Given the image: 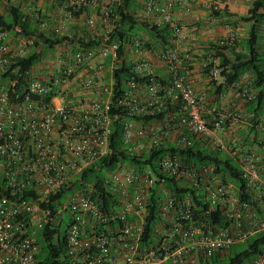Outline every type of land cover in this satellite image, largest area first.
Wrapping results in <instances>:
<instances>
[{
	"label": "built area",
	"instance_id": "obj_1",
	"mask_svg": "<svg viewBox=\"0 0 264 264\" xmlns=\"http://www.w3.org/2000/svg\"><path fill=\"white\" fill-rule=\"evenodd\" d=\"M61 1L72 12L97 3ZM120 1L107 0L105 20ZM176 6L189 11L190 0H145L144 16L156 17L154 25L173 33L176 46L160 53L170 69L168 83L158 78L150 60L141 59L134 64L139 80L133 77L115 97L113 70L121 61L108 35L97 48L55 56L41 76L33 75L35 67L21 80L0 81V264H40L45 227L65 231L72 264H200L264 232V156L227 145L221 121L209 126L202 98L189 81L193 48L173 17ZM88 17V26L95 27V16ZM11 33L0 28V75L31 54L27 50L34 41L28 36L18 38L13 53ZM236 41L230 31L216 45L233 47ZM132 45L140 52L144 41ZM212 64L211 78H222L217 60ZM240 95L247 102L256 98L250 89ZM154 116L159 118L145 121ZM117 123L118 152L141 164L122 160L104 171L99 191L95 181L85 182L84 173L112 154ZM196 144L239 160L252 192L249 201L211 164L197 167L177 151L146 162L164 146L186 150ZM169 179L178 183L175 189L167 185ZM100 194L119 202L105 207ZM152 199L160 220L147 239ZM249 264H264V249Z\"/></svg>",
	"mask_w": 264,
	"mask_h": 264
},
{
	"label": "crops",
	"instance_id": "obj_2",
	"mask_svg": "<svg viewBox=\"0 0 264 264\" xmlns=\"http://www.w3.org/2000/svg\"><path fill=\"white\" fill-rule=\"evenodd\" d=\"M40 1H49L51 7L53 6L50 11L53 26L50 27L51 29L40 32L44 33L46 38L55 39L54 36H56V38L65 37L66 39L51 52H47L45 47L41 46V42L35 41V45L30 46L27 53H77L81 50L83 42L93 39L103 40L113 29L108 30L106 20L101 21L100 18L96 20L93 28L87 24L90 13L94 10L101 12L107 0H96L95 6L83 7L80 12L74 13L66 1ZM254 2L255 0H190V10L176 6L173 17L183 26L184 33L188 37L187 43L192 44L193 55L189 62V81L202 98L203 114L209 126L213 127L216 122L221 121L220 135L226 144H235L240 152L250 150L264 156V110L260 115H256L253 106L240 95L243 89L257 91L252 73L245 72L234 85H224L223 78L213 80L210 74L212 59H216L217 63L220 62V58H216L217 51L214 50V46L227 38L230 31L236 33V44L232 49L222 53L233 59L234 52H248L247 41L252 23L244 21L243 17L249 16ZM132 8L136 15L145 17V0H134ZM260 12L264 13V8ZM155 19L157 18L152 16L147 19V22L154 25ZM259 29L258 53L264 58V21ZM147 33V41H144L140 52H137L132 45L136 39L133 38L131 44L127 45L126 61L134 65L141 59L150 60L158 78L168 83L171 79L170 69L161 59L160 53L176 46L172 30L166 44L153 39L148 30ZM192 39L194 42H191ZM10 45L13 53H18V39L11 37ZM106 62L110 60L107 59ZM181 67L186 68V64H181Z\"/></svg>",
	"mask_w": 264,
	"mask_h": 264
},
{
	"label": "trees",
	"instance_id": "obj_3",
	"mask_svg": "<svg viewBox=\"0 0 264 264\" xmlns=\"http://www.w3.org/2000/svg\"><path fill=\"white\" fill-rule=\"evenodd\" d=\"M133 2L134 0H121L120 5H116L113 10L114 12L110 17L112 20L116 19V22L112 31L108 34L107 42L109 44L118 45L117 53L119 60L121 61V63L113 70L115 97L125 90L126 83L133 77L139 80V75L135 72L134 65L126 61L128 54L126 50L127 45L131 44L133 38H140L139 31L144 28L147 29L153 39L159 40L163 44L168 43V38L171 35V29L168 26L157 27L156 25H150L147 22V18L136 15L132 8ZM262 8H264V0H255L249 16L243 17L244 21L252 23L250 37L247 41V53L234 52L232 53L234 58L230 59L222 52L230 50L232 47L214 46V50L217 51L216 58H220L218 64L223 69L221 77L224 79V85H234L245 72L250 71L252 73L254 77V87L257 91L256 98L248 103L253 106V111L256 115H260L264 110V58L258 53L259 27L264 21V13L260 12ZM9 11L10 14L8 16L0 12V28L6 29L10 32L20 29L23 36H33L36 38V41L41 42V46H44V49L47 52L54 51L58 44L65 41V37L56 38V36H54L55 39L46 38L45 34L40 32L39 29L33 30L30 18L25 16L18 7H11ZM117 19H119L118 22ZM102 42V39H93L88 42H83L81 50L97 48ZM45 54L47 53H31L27 58L18 59L17 62L10 65L8 71L2 75L3 81H14L18 78L19 80L23 79L41 62ZM212 66L213 64H211V67ZM18 67L19 70L15 73L14 70ZM113 112L125 114L124 111L121 112L117 109H113ZM154 118L159 117H148L145 121ZM119 126L118 123L115 124V132L111 139L112 147L114 149L112 154L103 159L97 166L84 173L85 182L95 181L99 191L101 190V181L104 176V171L112 169L122 160L141 164L140 160L118 152ZM228 145H231V143ZM168 151L179 152L197 167L211 164L214 167V173L217 174L223 182L233 184L239 188V195L243 201H249L251 199L252 192L248 189L247 183L242 177L239 160L234 158L229 152L202 147L200 144H196L193 149L186 150L176 149L173 145H168L156 150L146 162L153 163L157 157ZM167 185L175 189L178 186V183L173 179H169ZM98 196L100 202L105 207H108L109 204L115 205L119 202V200L112 198V196L108 194H100ZM157 208L156 199H152L151 210L146 222L147 239L153 237L154 226L160 220ZM214 222L223 224L221 218H216ZM65 235V231L59 230V228L51 230L49 227H45L42 230V249L39 256L41 260L40 264H72L66 256ZM263 249L264 232L252 236L242 244L232 246L229 251L223 254L213 256L208 262L200 260V264H249L263 251Z\"/></svg>",
	"mask_w": 264,
	"mask_h": 264
},
{
	"label": "rangeland",
	"instance_id": "obj_4",
	"mask_svg": "<svg viewBox=\"0 0 264 264\" xmlns=\"http://www.w3.org/2000/svg\"><path fill=\"white\" fill-rule=\"evenodd\" d=\"M11 7H18L22 13L30 18V23L32 26V29H39V31H45L47 29H51L50 27L53 26V19L51 18L50 11L53 9V6L51 7V4H49V1H43L40 0H0V12L4 13L6 16H8L10 13ZM91 15L95 16V19L98 20L100 18L101 21L105 20V8L102 9L101 12H96L95 10L90 13ZM89 18V17H88ZM119 19H117L118 22ZM108 24V30L114 27V23L112 19L106 20ZM148 24L151 25L150 22ZM111 26V27H110ZM21 30L18 29L17 31L12 32V38L17 40L19 37L23 36V34L20 32ZM110 32H108L106 35H108ZM139 39L142 41H147L146 37L148 36L147 29H142L139 31ZM32 38L33 45H35L36 38L33 36H30ZM60 53H47L44 55V57L47 60V57L51 55L50 60L48 62L40 63L36 68L34 69L33 75L34 76H41L42 71L41 68H45L46 66L54 65L51 61L55 59V56L59 55ZM51 62V63H50ZM2 75H0V81H2ZM5 81V80H4ZM228 145V144H227ZM233 145V144H231Z\"/></svg>",
	"mask_w": 264,
	"mask_h": 264
}]
</instances>
